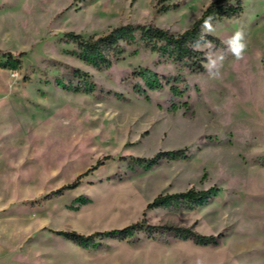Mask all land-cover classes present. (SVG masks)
<instances>
[{
    "label": "rangeland",
    "instance_id": "obj_1",
    "mask_svg": "<svg viewBox=\"0 0 264 264\" xmlns=\"http://www.w3.org/2000/svg\"><path fill=\"white\" fill-rule=\"evenodd\" d=\"M214 1L0 0V227L13 264H264V0L212 22L226 57L215 78L141 50L139 36L120 41L119 62L73 40L129 24L181 34ZM163 4L178 8L157 14ZM239 30L237 60L224 41ZM189 190L208 196L148 209Z\"/></svg>",
    "mask_w": 264,
    "mask_h": 264
},
{
    "label": "trees",
    "instance_id": "obj_2",
    "mask_svg": "<svg viewBox=\"0 0 264 264\" xmlns=\"http://www.w3.org/2000/svg\"><path fill=\"white\" fill-rule=\"evenodd\" d=\"M167 1V0H165ZM159 5L157 4V7ZM245 7V0H215L211 3L200 19H198L190 29L184 31L181 34H174L168 30L157 27L154 24L141 25V24H129L123 25L114 29L109 34L102 36L100 38H89L84 39L81 35H74L73 40L79 46V48H84L88 52L93 54L101 55L103 49L113 55L117 59V62L121 61V55L124 53V48L120 45V41L124 40L128 43H133V39L136 36L140 37V49L143 51H151L158 54H167L171 53L173 61L177 65H182L187 67L193 74H202L205 72V68L202 66L205 62L204 51H193L189 45L199 38L201 33V25L204 19L208 17H213V21L217 19H236L240 18ZM178 8V5L173 4H163L160 8L156 9L157 14L167 12L171 9ZM212 21V22H213ZM212 42L216 49H220L223 46L221 40L211 34H208L206 37ZM132 39V40H130ZM170 49V51H169ZM9 59H13L12 54H5ZM26 54L21 53L19 57H24ZM99 57V56H98ZM101 57V56H100ZM135 75V74H134ZM140 75V74H139ZM141 76V75H140ZM159 87V84H152L151 89ZM171 92L174 95H180L177 86H171ZM161 156H170L169 153H161ZM173 157H178L182 155V151H176L172 153ZM82 178L80 176L78 180L67 186V189H75L79 185V180ZM207 191H196L189 190L185 193L179 194H167L164 196L157 197L153 203L148 205V209H152L160 206L161 204L174 200H186V201H197L207 198ZM145 229V222L136 223L127 227L123 232L128 230H143ZM170 231H180L172 228H163ZM187 232V230H183ZM121 231H115L111 233L107 232H98L88 237V239L96 236H110L113 238H119L123 233ZM76 235V234H73ZM194 241L197 244L209 245L216 244L218 239L221 238V235L215 236H202V235H193Z\"/></svg>",
    "mask_w": 264,
    "mask_h": 264
},
{
    "label": "clouds",
    "instance_id": "obj_3",
    "mask_svg": "<svg viewBox=\"0 0 264 264\" xmlns=\"http://www.w3.org/2000/svg\"><path fill=\"white\" fill-rule=\"evenodd\" d=\"M197 19H199V17H197ZM212 21L213 17L204 19L201 25V33L199 38L193 41L189 47L193 51H204L207 49V51L204 52L206 62L202 66L208 72L210 77L215 78L219 76L220 68L223 67V62L226 57L224 52L214 51V45L206 38L208 34H211L215 31ZM224 43L227 46V52H230L237 60L243 59L244 52L247 47L245 42V33L243 30L236 31L235 33L228 36Z\"/></svg>",
    "mask_w": 264,
    "mask_h": 264
},
{
    "label": "crops",
    "instance_id": "obj_4",
    "mask_svg": "<svg viewBox=\"0 0 264 264\" xmlns=\"http://www.w3.org/2000/svg\"><path fill=\"white\" fill-rule=\"evenodd\" d=\"M10 233L0 227V264H13Z\"/></svg>",
    "mask_w": 264,
    "mask_h": 264
}]
</instances>
